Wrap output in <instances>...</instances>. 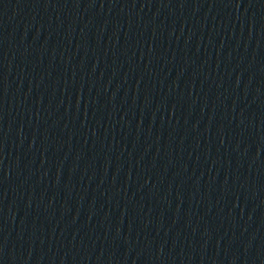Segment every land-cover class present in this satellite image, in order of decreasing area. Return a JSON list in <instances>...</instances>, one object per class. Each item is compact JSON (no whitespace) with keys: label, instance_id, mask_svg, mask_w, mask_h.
<instances>
[{"label":"water","instance_id":"1","mask_svg":"<svg viewBox=\"0 0 264 264\" xmlns=\"http://www.w3.org/2000/svg\"><path fill=\"white\" fill-rule=\"evenodd\" d=\"M0 264H264V0H0Z\"/></svg>","mask_w":264,"mask_h":264}]
</instances>
